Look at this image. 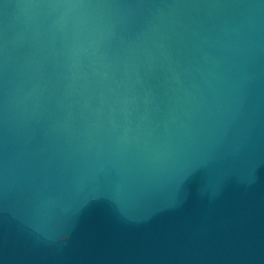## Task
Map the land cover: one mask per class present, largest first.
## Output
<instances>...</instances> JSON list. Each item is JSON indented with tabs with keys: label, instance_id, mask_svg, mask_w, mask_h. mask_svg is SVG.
Returning a JSON list of instances; mask_svg holds the SVG:
<instances>
[{
	"label": "water",
	"instance_id": "obj_1",
	"mask_svg": "<svg viewBox=\"0 0 264 264\" xmlns=\"http://www.w3.org/2000/svg\"><path fill=\"white\" fill-rule=\"evenodd\" d=\"M0 264H264V0H0Z\"/></svg>",
	"mask_w": 264,
	"mask_h": 264
}]
</instances>
